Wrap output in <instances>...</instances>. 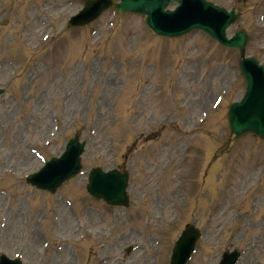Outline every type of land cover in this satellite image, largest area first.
<instances>
[{
  "label": "rangeland",
  "instance_id": "1",
  "mask_svg": "<svg viewBox=\"0 0 264 264\" xmlns=\"http://www.w3.org/2000/svg\"><path fill=\"white\" fill-rule=\"evenodd\" d=\"M209 1L239 12L228 36L247 32L248 55L264 64V0ZM80 8L0 0V254L23 264H167L195 223L203 237L191 264H218L234 248L239 264H264V143L231 142L226 127L244 87L236 54L200 34L156 38L130 15L66 30ZM77 132L83 174L54 195L26 186ZM122 163L127 210L87 196L88 169Z\"/></svg>",
  "mask_w": 264,
  "mask_h": 264
},
{
  "label": "water",
  "instance_id": "2",
  "mask_svg": "<svg viewBox=\"0 0 264 264\" xmlns=\"http://www.w3.org/2000/svg\"><path fill=\"white\" fill-rule=\"evenodd\" d=\"M84 1V0H83ZM130 0H122V4L114 5L108 0L103 1H84L85 8L83 14H90L83 23H87L98 17L107 7H115L119 13L139 12L145 15L147 25L157 34L178 36L184 34L192 29H201L202 31L213 36L222 46L232 47L240 52L241 56V72L246 80L247 92L245 99L240 105L231 108L230 118L232 119V137H239L243 134L250 133L258 135L264 139V129L259 133L250 130L249 126H259V122L264 120V70L262 67H256L257 63L253 60H244V46L246 43V36L242 32H237L231 40H226L223 32V16L221 13L205 5L203 0H134L131 10L125 6ZM171 2H177L180 8L177 13L181 11L182 16L189 20L188 24H184L178 17H170V14H162L166 5ZM81 13V15H82ZM80 15V16H81ZM231 19L228 24L233 23ZM82 23V24H83ZM81 22L73 24L80 25ZM249 110L252 112V117L248 120L244 116V112ZM236 123V124H235ZM82 145L78 144V136L71 140L67 146L65 159L75 162L77 155L81 152ZM77 151V153H76ZM60 161H51L46 168H44L39 176L46 180L51 178V166H55ZM78 162V161H77ZM78 166V165H77ZM76 170V168H74ZM74 169L64 174L61 179L54 182V186L44 188L54 189L59 186L64 180L72 178L77 171ZM54 174V173H53ZM126 186V176L117 173L103 174L101 170H93L89 176L88 190L96 198H101L110 204H119L124 202V188ZM190 233L188 229L179 240L175 248L174 262L178 259L182 252L181 248ZM184 246V245H183ZM235 258V255L224 256V261L221 264H230ZM175 264V263H173Z\"/></svg>",
  "mask_w": 264,
  "mask_h": 264
}]
</instances>
